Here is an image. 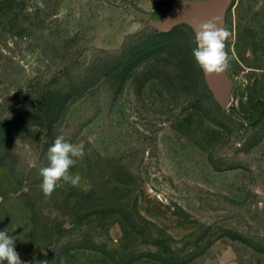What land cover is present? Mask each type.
Here are the masks:
<instances>
[{
    "label": "rangeland",
    "instance_id": "obj_1",
    "mask_svg": "<svg viewBox=\"0 0 264 264\" xmlns=\"http://www.w3.org/2000/svg\"><path fill=\"white\" fill-rule=\"evenodd\" d=\"M42 2L0 0V230L21 260L264 264V0ZM205 6L232 33L225 108L172 23ZM59 135L84 145L81 187L45 197Z\"/></svg>",
    "mask_w": 264,
    "mask_h": 264
},
{
    "label": "clouds",
    "instance_id": "obj_2",
    "mask_svg": "<svg viewBox=\"0 0 264 264\" xmlns=\"http://www.w3.org/2000/svg\"><path fill=\"white\" fill-rule=\"evenodd\" d=\"M37 6L41 9L45 7L42 0H37ZM231 35L230 30L216 20H208L199 25L192 55L204 73L219 75L227 70L230 64L227 45ZM46 156L47 166L38 169V175L42 178L40 189L45 197H51L56 188L63 184L81 187L80 175H73L71 169L85 156L83 144L69 142L64 135H59L47 149ZM32 166L36 167L35 164ZM83 188L88 191L91 185L84 184ZM14 242V237L6 229L0 230V264H25L16 251ZM41 264L47 262L42 261Z\"/></svg>",
    "mask_w": 264,
    "mask_h": 264
},
{
    "label": "water",
    "instance_id": "obj_3",
    "mask_svg": "<svg viewBox=\"0 0 264 264\" xmlns=\"http://www.w3.org/2000/svg\"><path fill=\"white\" fill-rule=\"evenodd\" d=\"M208 20H216L222 25V19L219 13L211 6L180 9L175 12L172 18V23L175 24L179 21H186L197 31L199 25ZM204 77L208 88L212 91L219 104L224 108L227 107L231 96L226 73L224 72L219 75H208L204 73Z\"/></svg>",
    "mask_w": 264,
    "mask_h": 264
}]
</instances>
